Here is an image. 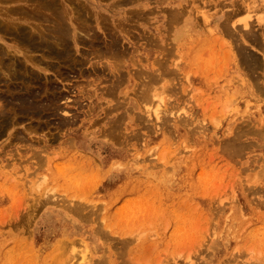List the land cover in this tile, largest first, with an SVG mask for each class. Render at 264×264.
<instances>
[{"label":"rangeland","instance_id":"1","mask_svg":"<svg viewBox=\"0 0 264 264\" xmlns=\"http://www.w3.org/2000/svg\"><path fill=\"white\" fill-rule=\"evenodd\" d=\"M161 1L162 2H158V0L139 1V3L142 4L139 5V7L142 8L144 7L143 5L146 4L147 9L150 10L151 13H148V16L145 18L136 19L134 21L133 25H135V27L134 30H131V33L133 34H130L131 36L129 35L130 39L127 37L126 39L123 38L122 43L124 42L126 47L129 42H131V45H134L133 47L130 46L131 50L127 57L129 63L135 64L136 60V67L137 64L141 67L147 66V63H149L152 67H146L143 70L144 72H149V74H151L157 69L155 63L162 58L161 56L164 47L161 46L159 49L158 43H155L159 36L157 30L160 29L163 31L167 28V23L164 21L166 18L165 13L160 9L162 4L179 3L181 1L183 3L184 1L186 11L190 10L188 12L191 13L192 18L189 20L186 12L177 24L171 26L170 34L168 37L166 36L169 38V41L167 40V44H169L167 50L170 48V44L171 46L174 44V51L171 49L169 52L171 54L167 52L168 56L166 60L168 61L163 69H160L162 72H164V70L167 71L166 67L168 66V69L171 71L169 70L165 72L164 74L166 76L163 74L164 77L158 81L159 85L156 82L150 84L152 87L154 85L156 92H154V88L152 89L151 87V91L148 92L149 96L153 99L158 95V89L159 92L162 91V93H160L161 95L157 96L159 97L157 101H160L158 104H161L162 106L157 105L158 107L156 108V106H153V104H157L156 99H150V111L152 106L154 107V110L155 108L158 110L160 109L161 112H158L162 117L163 115H166V111L170 109L169 111L171 115H174V113L176 115L171 116L170 113H167V117L163 116L162 118L166 122L169 120L171 127H169V122L167 125L166 122L161 123L159 122L160 120L155 119L153 113L152 115L144 116L147 114L141 112V108L143 107H141L142 105H139L140 103H138L137 97L135 98L134 96L133 85L127 83L126 80V83L119 87V109L117 111H111L105 119H102L101 124H97L95 129H93V133L88 137H84L83 139L79 138L81 137L79 131H76L75 133L73 130H76L78 126H80L84 121V118L91 120L95 117V113L92 117L91 115L93 111H91V114L82 115L86 110H89V101L87 102L86 99H77L80 94L76 90L78 87H75V84H81L83 81L78 80V78L72 79V77L67 81H64L69 87L73 84L74 88L72 86L70 90H67L69 87L64 88L61 86L62 90H66V93L69 94L71 99L79 100L78 104H83L81 107H78L77 105L74 107V104L71 103L70 105H65L66 108H64V110L70 112V114H78L77 121L79 123L75 122L59 129L57 128V124H50L49 126L43 125L42 127L44 128L39 131V128H26L28 125L31 127V124H29L30 121L26 120L10 129L11 133L16 132L17 129L21 130L20 132L25 136L24 140L26 142L24 140H17L10 134L1 135L2 138L0 136V239L3 240L0 247V262H6V259L11 261L12 258L28 257L26 254L32 252V249L36 250V252H41V254H46L52 252L53 249L57 250L58 248H56V246L58 244H62V248L63 244L66 242L63 246V249L64 247H67V249H64L67 252L66 255H64L65 252L63 250L55 253L53 256L54 258L50 260L49 264L54 262L53 259H55L57 255H60L61 257H63V255L65 256L60 263L59 259H61V257H57V261L55 260L57 264H62L64 262L65 264L68 263L66 257L69 258L68 260H70L71 257V251H68L69 246H75L73 249L78 254L75 258L77 256L80 258L77 257L79 260L73 258V260L75 259L74 261H77H72L71 264L83 263L81 262V258H84L87 253L88 254L85 258L88 257V259H86L85 264H94V260H97L98 256L105 254L102 256L105 258L112 254V252L108 250V248L111 249L110 247H113L111 250L114 253H119V251H121L123 255H127L126 258L128 257V259H130V261L127 259L128 264H158V262H160V264H229L228 262H230V264L231 262L234 264H264V86L262 78L264 76L261 72H258L256 75L260 74V79L259 76L258 80L255 79L256 81H253V77L249 78L248 84H246L242 83V81L233 73V58L229 55V48L232 47L231 37L222 36L218 30L211 33L210 27L203 23L201 14H199L200 11H204L207 15H210V19L215 22L219 19L220 15L218 13L216 14L218 8L213 9L208 2L205 3L206 0ZM101 3L103 8H99V10H101L100 12H102L108 19L117 18L118 20H121L122 15H125L127 9L135 8L133 5L121 6L119 8H123L121 9L122 11L118 10L119 12L114 13L106 8L109 1L101 0ZM11 5L13 4L8 3L5 6L9 7ZM193 11L195 12L193 13ZM196 17L201 19H197ZM242 17L243 16H239L238 18ZM207 29L210 30V33H208L209 30ZM136 36L139 41L135 38ZM142 37L144 38L140 39ZM213 37L216 38L213 39ZM222 40L225 43H221ZM6 41L9 42L8 39H6ZM150 42L154 43L151 44ZM156 44L157 46H154ZM186 44H190L191 46L187 47ZM222 44L225 45L222 46ZM178 45H180L182 49L189 48L190 51H198L200 55L196 62L190 64L187 59L182 57L183 55L181 54L184 52L182 49V52L180 51V56H178ZM249 48L250 47H248V49ZM262 50L263 49H259L260 53H256L257 56L261 58L264 57V52ZM250 51L252 50L250 49ZM224 54L225 56L227 54V59L229 57L228 60L231 59V61L225 60L226 57L223 56ZM173 55H175L174 58L172 57ZM142 57L144 58L141 60ZM80 58L87 60L86 56ZM132 61L135 63H132ZM91 62L95 64L103 63L105 62V59H93ZM172 62L178 63L179 68H175ZM87 66H89V63ZM135 66L134 68H136ZM225 67L227 68L225 69ZM122 69L125 71L124 68ZM175 71H177L176 73L179 75H175ZM185 75L187 77H185ZM169 76L172 81L171 79L169 80ZM136 79L133 81V83L136 84L135 89H137L138 85V79ZM174 79L178 81H175ZM184 80L187 81L191 87L188 89L187 94L185 89L189 86ZM209 81L213 82L210 83ZM177 82H179V84L174 88V85L177 84ZM234 82H237L238 84ZM258 84L263 86H261V90L256 88ZM164 87L166 89L169 88L171 91L169 89L165 90ZM152 90L154 91L152 92ZM163 92H166V94ZM171 92L173 93L172 95ZM175 92L176 95L174 94ZM128 93L129 95L130 93L132 94L128 96ZM152 93H154L155 96ZM181 96L183 100L182 102L180 99ZM167 97L169 98L170 103L167 100ZM185 97L188 99H185ZM187 100L188 102H186ZM183 102L184 104H182ZM134 103L136 105H134ZM195 103L197 104L195 105ZM134 107L137 108L134 109ZM187 107L189 110L186 109ZM131 108L133 112L138 114V116L140 115V122L129 121L128 125L134 132L137 133L139 131L142 138H139L140 136L138 135L140 133L138 132V137L129 142L130 146L127 143L121 144V146L113 144L112 141H108L101 137L102 129H105V127L107 128L109 123H113L116 120L118 113L126 112L129 109V111H131ZM203 109L206 111H203ZM151 112H153V109ZM113 114L115 117H111ZM179 114L182 116L179 117ZM169 117L172 118L170 119ZM175 117L178 119H182L183 117L185 118L183 121H186L181 122V119H177L176 122ZM147 118L149 119L147 120ZM141 119H143L144 123L146 122L145 124L150 120L148 124H150L151 127L147 125L148 128L145 129L146 127L144 126L146 125ZM154 119L157 120L156 123L160 125L159 127L158 125H155L156 123L154 122ZM178 121L183 125H179ZM104 123H107V125H104ZM159 123L162 124V127ZM197 123L198 126H196ZM247 125L248 127H246ZM190 126H194V128H191ZM48 127L54 128H51L50 131V128ZM195 128L199 133L194 131ZM208 128L209 130H206ZM234 128L236 131L233 130ZM28 129L30 131H28ZM150 129H152L151 131L154 135L150 133ZM224 129H227L226 132ZM247 129L253 130L247 131ZM146 130H148L149 133L146 132ZM188 130H190L191 133H189L190 131ZM166 131L168 132L166 133ZM224 132L225 134H223ZM248 132L249 134H247ZM53 134H56L57 136H53ZM236 136H238V141ZM135 140H137V143ZM191 141L193 143H191ZM226 141H228L227 145L225 143ZM69 144L71 145L69 146ZM182 145L186 147L185 149L189 147L188 149L191 150H186L188 152H185L184 147H181ZM227 146L228 148L226 149ZM221 147L226 149V152L224 149H221ZM220 149L222 151H220ZM43 150L45 151L43 152ZM175 150L179 153L174 152ZM45 152L48 154H45ZM160 153L162 154L159 155ZM55 154H57V156H55ZM230 154H232V156ZM75 157L83 161V163L86 164V167L95 166L97 169L99 167L97 171H100L101 173L104 168L107 169L109 167H111L114 172H118L116 167H119L122 172L133 171L131 175L135 177L139 174L140 177L131 180L125 186H122L123 180H126L123 176L111 179H109V177L102 178L98 176L100 178V183L95 184L94 179L89 178L86 183L81 185L80 183L74 184L73 180L70 182L66 181L67 173L64 172L61 167H48L47 163L46 166H44V164L41 166V162L44 163V159H49L53 161V163H63L66 158ZM145 157H148L149 159H145ZM153 158L155 159V162L153 161ZM134 159L138 160L133 162ZM150 159H152L151 163ZM136 161L139 162L135 163ZM7 164H11V166L8 165V168H6ZM151 165L154 167L152 168ZM137 166L139 168H137ZM143 172L147 174H142ZM39 178H41L40 181ZM254 179L255 181H253ZM35 182H37V184ZM248 193L249 196L247 195ZM42 195H45L46 197ZM71 196L73 197L70 198ZM63 198L64 200L66 199V202L68 203L67 205L71 207L69 208L71 210L67 209L68 206L65 208L66 202H64ZM47 199H49V203L44 204V206L43 202ZM69 200L73 203V207L75 205L76 211H74L71 206L72 203ZM77 200L79 203H76ZM218 200L220 204L218 203ZM250 200L253 203H250ZM230 201L232 202L229 203ZM86 202L90 204L92 203V206ZM57 204L60 207L56 206ZM77 204L79 207H76ZM216 205L218 208H216ZM82 206H85L86 208H83ZM91 207L94 208L92 209ZM97 207L98 210L96 209ZM212 207L215 208L213 209ZM78 209L83 210H81L80 213V210ZM88 211H91V213L89 212L91 216L87 213ZM239 211H241V214ZM81 216H84V220H87L88 222L86 221L85 223ZM240 216H242V218ZM97 220L99 223L96 222ZM95 223L100 225H98L99 227L97 226V231H101L99 235L97 232H94L96 234L92 232L96 229ZM12 228H14L15 231ZM102 231H104V234ZM131 232H133V235L135 234V237L142 235V239H139L141 237L138 239H136L137 237L131 239L133 236ZM113 235L118 238L113 237ZM103 236L104 239L105 237H108L104 240ZM128 237L130 238L129 241ZM108 238H112V242H110L114 244L117 243V246H121V244L123 248L126 246L124 248L125 250H122V248L118 250L120 246L117 247L114 244V246H112L110 242L106 241L109 240ZM115 239L119 241V243L121 240H124L126 244H124L123 241L119 244L118 242H115ZM59 240L60 242L63 240V243H60ZM131 240L133 241L132 243ZM135 240L137 242H135ZM79 241H81V243ZM67 243L70 244L68 245ZM81 244L85 245L83 246ZM85 248H87V251ZM114 248L115 250H113ZM79 252L84 253L85 255L82 254L81 257ZM122 259V264H126L127 262H124L126 261L125 258L122 257L121 260ZM132 259H134L135 262ZM140 259H143L142 262ZM106 263L103 262V264Z\"/></svg>","mask_w":264,"mask_h":264},{"label":"bare ground","instance_id":"2","mask_svg":"<svg viewBox=\"0 0 264 264\" xmlns=\"http://www.w3.org/2000/svg\"><path fill=\"white\" fill-rule=\"evenodd\" d=\"M105 1H109V3L106 6L107 10H111L114 13L122 11L121 9H123V8H121V9L119 8L121 6L133 5L135 8L134 9H127V11H125L126 12L125 15L124 14L122 15L121 20H118L117 18H115V19L109 18L108 19L106 16L103 15L102 12H100L101 10H99V8H103L101 6L102 5L101 0H21V1H19V0H0V136L4 135V134H7V135L10 134L17 140H24L25 136L22 135L23 133L20 132L21 130L17 129L16 132L11 133L10 129L16 125L21 124V122L26 121V120L30 121L29 124H31V127H29V125L27 124L28 126H26V128H30V129H32L33 127L39 128V131L42 128H44V127H42L43 125L49 126L50 124H57V128L59 129L63 126L65 127L69 124H72L75 122L77 123L78 122L77 118L79 115L76 113L70 114V112L64 110V108H66L65 105H70L71 103L74 104L73 105L74 107H75V105H77L78 107L83 106V104H78L79 100L71 99L69 94L66 93L67 92L66 90L65 91H64V89L62 90L61 86H63L64 88L69 87L67 84L64 83V81H67L71 77H72V79L78 78V80L83 81V83H81V84L80 83L75 84L76 85L75 87H78L76 90L80 94V96L77 97V99H86L87 102L89 101V110H86V112L82 113V115L91 114V111H93V113L91 115V117H92L93 114L95 113V117H93L91 120H87L86 118H84V121L80 124V126H78V128L76 130H73L75 133H76V131H79L80 136H81L79 138L83 139L84 137H88L91 133H93V129H95L97 124H101L102 119H105L111 111H117L119 109V107H120L119 106V104H120V102H119L120 101V99H119V87H120V85L123 86L126 83V80H127V83H131L133 85L134 96H135V98L137 97L138 103H140L139 105H142L141 107H143V108H141V110H142L141 112H143L144 114H147L144 116L152 115V113H153V116L155 117V119L160 120L159 122H161V123L166 122L163 120L162 117L163 116L165 117L167 115V113L169 114L170 109L166 108V109H169L168 110L169 112L165 110L167 113L165 112L166 115H163L162 117L159 115L160 113L158 112V111L161 112V110L156 109L158 106L161 105V104H158V102H160V101H157V99H159V97H157V96L158 95L160 96L161 95L160 93H162V91L159 92V89H158V95H156V98H153L154 100L156 99V101H157L156 105L153 104L155 101L152 103L153 106H156L155 110H154V107L151 105L153 112H151L152 109L150 111L149 105L151 103L150 99H152V97L149 96L148 92L151 91V88L152 89L154 88V85L152 87V85L150 86V84H152V82L158 83V81L160 79H162V77H164L163 74L170 70V69H168V66H167L166 67L167 71H165V70H164V72L161 71V69H163L164 65H166V62L168 61V60H166L167 56H168L167 54L170 52L171 49H173V46H174V44H173V46H171V44H170V48H168V50H167V47H169V44H167V40L169 41V38H167V37L170 34L171 26L177 24L179 22V20L182 19L183 15L186 14V12L188 14L187 17L190 20L192 18L191 13L188 12L190 10L186 11V9L184 7L185 6L184 1H183V3L181 1L179 3L176 2V3H163L162 4V7L160 9L162 10V12L164 11V13H165L166 18L164 19V21L167 23V25H166L167 28H165V30H163V31L160 29L157 30V34H159V36H158L157 42H155V43H158L159 49L161 46L162 47L164 46L162 56L160 55L162 58H160V60H157V62L155 63L156 64L155 66H157V69L154 70V72H152L151 74H149V72L146 73L143 70L146 67H149V68L152 67L149 63H147L148 64L147 66H141V67L139 66V64H137V67L135 66V64L137 63L136 60H135L136 63L134 61H132V63L134 62L135 64L129 63V60H127V57H128L130 50H131L130 46L133 47L134 45L133 44L131 45V42H129V44L126 47L125 46L126 44L124 45V42L122 43V40H123V38L126 39V37L130 39V36H131L130 34H133V33H131V30L132 29L134 30V27H135V25H133L134 21L136 19H141V18L147 17L148 13L150 14L151 11L147 9L146 4H144L143 5L144 7H142V8L139 7V5H142L141 3H139L140 0H105ZM196 1H194V2H196ZM200 1H198V2H200ZM158 2H162V1L158 0ZM207 2L211 5V7L213 9L218 8L216 14L217 13L220 14L219 19L217 21L213 22L210 19V15H207L204 11H200L199 14H201V18L203 20V23L210 27L211 33L215 32V30H218V32H220V34L222 36H226V37L230 36L231 37L232 47L229 48L230 49L229 55H231L230 57L233 58V63H234L233 64L234 69L232 70L233 73L239 78V80L242 81V83H246V84H248L249 78L253 77L254 78L253 81L258 80V76L260 75V74L256 75V73H258V72L259 73L261 72L262 75L264 76V57L261 58V57L257 56V54L260 53L259 49H263L262 51L264 52V0H208V1L206 0L205 3H207ZM8 3L13 4V5L6 7L5 5ZM200 3H202V2H200ZM200 5H203V4H200ZM154 12H155V10H154ZM194 12L195 11H193V13ZM199 14H197V15H199ZM197 15H195V16H197ZM239 16H243V17L238 18ZM201 18H197V19H201ZM124 23H126V24H124ZM204 24H202V25H204ZM207 30H209V29H207ZM1 33H2V35H1ZM139 33H141V32H139ZM208 33H210V30L208 31ZM190 35H188V36H190ZM149 37H150V34H149ZM135 38H137V36ZM143 38L144 37H142L140 39H143ZM214 38H216V37H213V39ZM6 39H8L9 42H7ZM223 39H224V37H223ZM149 40H150V38H149ZM138 41H139V39H138ZM222 41H221V43H225L224 41L223 42ZM150 43L153 44L154 42L153 43L150 42ZM162 44H164V45H162ZM223 45H225V44H222V46ZM154 46H157V44ZM186 46L190 47L191 45L186 44ZM248 47H250V48L248 49ZM181 49H182V47L180 45H178V47H177V52H178L177 55L178 56H180ZM250 49L254 53L252 51H250ZM183 50H184V52L181 55H183L182 57L187 59L190 64L196 62V60L198 59V57L200 55L198 53V51H196V50L194 52L190 51L189 48H187V49L183 48L182 51ZM161 51H162V48H161ZM173 51H174V49H173ZM169 54H171V53H169ZM81 55L86 56L87 60L80 58V57H82ZM203 55H204V53H203ZM174 56L175 55H173L172 57L174 58ZM223 56L226 57L228 55L226 54V56H225V54H224ZM260 56H261V54H260ZM103 58L105 59V62H103V63L95 64V63L91 62V60H93V59H103ZM143 58L144 57H142L141 60ZM228 59H229V57H228ZM228 59L226 57L225 60L231 61V59L230 60H228ZM88 63H89V66H87ZM134 66L136 68H134ZM173 66L175 68H179L178 63H173ZM226 66H227V64H226ZM131 67H133V68H131ZM122 68H124L125 71H123ZM226 68L227 67H225V69ZM176 72L177 71H175V75L178 74ZM125 73H127V74H125ZM193 75H195V74H193ZM167 77H168V73H167ZM185 77H187V76L185 75ZM136 78L138 79V85H137L138 90L135 89L136 84L133 83V81ZM177 78H179V77H177ZM177 78H175V79H177ZM262 78H263V86H264V77H262ZM170 79H171V77L169 78V80ZM259 79H260V76H259ZM180 80H181V78H180ZM171 81H172V79H171ZM175 81H178V80H175ZM228 81H231V80H228ZM184 82H187V81L184 80ZM209 82L212 83L213 81H209ZM160 83H161V81H160ZM234 83H237V82H234ZM253 83H255V82H253ZM178 84H179V82H177V84L174 85V88ZM187 84H188V82H187ZM158 85H159V83H158ZM223 85H221V86H223ZM72 86H73V84H71V87ZM188 86H189V84H188ZM261 86L262 85L258 84L256 86V88L258 90H261ZM71 87H69L67 90H70ZM148 87L150 90L148 89ZM168 87H170V86H168ZM253 87H254V85H253ZM73 88H74V86H73ZM189 88H191V87L189 86V87H187V89H185L186 94L188 93ZM212 88H213V86H212ZM167 89H169V88H167ZM167 89L165 88V90H167ZM154 90H152V92L153 91L156 92V88H154ZM165 90H163V91H165ZM169 90H168V92H169ZM172 90H173V88H172ZM177 92H179V91H177ZM193 92H194V89H193ZM199 92H201V91H199ZM163 93L166 94V92H163ZM131 94L132 93H130V95ZM152 94H154V93H152ZM169 94H170V92H169ZM172 94L173 93L171 92V95ZM174 94L176 95V92ZM130 95L128 93V96H130ZM154 96H155V94H154ZM189 96H190V94H189ZM176 97H180V96H176ZM167 98H165V99H167ZM180 99L182 102L183 101L182 96ZM183 99H184V97H183ZM185 99H188V98L185 97ZM189 99H190V97H189ZM167 100L170 103L169 98ZM191 101H190V103H191ZM233 101H235V100H233ZM143 102L146 104H144ZM186 102H188V100ZM176 104H178V103H176ZM182 104H184V102ZM196 104L197 103H195V105ZM134 105H136V104L134 103ZM146 105L148 106V108ZM195 105H193V106H195ZM170 107H171V105H170ZM135 108H137V107H134V109ZM186 109H188V107ZM129 110H127L126 112L120 113V114L118 113L116 120L113 123H109L107 128L105 127V129L104 128L102 129L101 137L105 138L108 141L109 140L112 141L113 144L121 145V144L127 143L130 146L129 142L133 141L135 138L140 136L141 133L138 131L140 134L137 132L139 134L137 136V133L134 132L132 130V128L128 125L129 121L140 122V115L138 116V114L136 112H133L132 108H131V111H129ZM203 111H206V110L203 109ZM150 112H151V114H150ZM177 114H178V112H177ZM170 115H171V113H170ZM174 115H176V114L174 113ZM181 116L179 114V117H181ZM111 117H115L114 114L111 115ZM148 119L149 118H147V120ZM155 119H154V122L156 123L157 120H155ZM177 119L178 118L175 119L176 122H177ZM179 119H181V118H179ZM183 119H185V118L182 117L181 122L183 121ZM141 120L143 122V119H141ZM184 121H186V120H184ZM189 121H190V119H189ZM149 122H150V120H149ZM168 122H169V120L166 122V124ZM148 123L145 124L146 126L143 125L144 127H146L145 129L148 128L147 125L150 126V124H148ZM161 123H159V124H161ZM178 123H179V125H183L179 121H178ZM140 124H142V123H140ZM200 124H202V123H200ZM104 125H107V123H104ZM155 125H158V124L156 123ZM167 125H165V126H167ZM170 125H171V123L169 124V127H171ZM193 125H194V123H193ZM202 125H204V124H202ZM52 126H54V125H52ZM159 126L160 125H158V127ZM194 126H190V127L194 128ZM196 126H198V123L196 124ZM144 127H142V128H144ZM161 127H162V124H161ZM246 127H248V125ZM48 128H50L49 130L51 131V128L53 129L54 127H48ZM48 128H47V132H48ZM185 128H187V127H185ZM196 128L194 130L195 132H197ZM240 129H241V127H240ZM140 130H142V129H140ZM148 130H146V132H148ZM151 130L152 129H150V131ZM171 130H173V129H171ZM206 130H209V128ZM226 130H225V132H226ZM233 130H235V128ZM248 130L249 129H247V131ZM252 130H249V131H252ZM28 131H30V130L28 129ZM136 131H137V129H136ZM188 131H190V130H188ZM235 131H234V133H235ZM31 132H33V131H31ZM167 132L168 131H166V133ZM225 132L223 134H225ZM75 133H74V135H75ZM150 133L153 134L152 131ZM189 133H191V131ZM197 133H199V132H197ZM47 134H49V133H47ZM247 134H249V132ZM258 134H259V131H258ZM55 135L53 134V136H55ZM202 135H205V134H202ZM48 136H50V135H48ZM170 137H172V136H170ZM1 138H2V136H1ZM47 138H49V137H47ZM139 138H142V137L140 136ZM190 138H191V134H190ZM237 138H238V136H236V139ZM241 138H242V136H241ZM49 139H51V138H49ZM32 140H33V138H32ZM172 140H174V139H172ZM135 141L137 143V140H135ZM138 141H141V140H138ZM237 141H238V139H237ZM27 142H29V141H27ZM71 142H73V141H71ZM142 142H143V140H142ZM189 142H190V140H189ZM227 142L228 141L225 142L226 145H227ZM231 142H234V141H231ZM191 143H193V142L191 141ZM215 143H213V144H215ZM10 144H12V143H10ZM71 144H69V146ZM139 145H141V144H139ZM221 145H223V144H221ZM229 145H230V142H229ZM248 146H249V144H248ZM171 147H173V146H171ZM181 147L182 148L184 147V149L186 148L183 145ZM192 147H194V146H192ZM72 148H73V146H72ZM188 148L185 150L183 149V150L185 152H188L191 150ZM227 148H228V146L226 147V149ZM233 148H234V146H233ZM221 149H224V148L221 147ZM221 149H220V151H222ZM226 149H224L225 152H226ZM229 149H230V147H229ZM238 149H241V148H238ZM152 150H154V149H152ZM186 150H188V151H186ZM234 150H236V149H234ZM44 151L45 150H43V152ZM178 151H180V150H178ZM232 151H233V149H232ZM241 151H244V150H241ZM40 152H42V151H40ZM165 152H164V154H165ZM174 152L179 153L176 150ZM218 153H220V152H218ZM230 153H232V152H230ZM45 154H48V153L45 152ZM161 154L162 153H160L159 155H161ZM230 155L232 156V154H230ZM55 156H57V154H55ZM151 156H153V155H151ZM226 156H227V153H226ZM14 157H15V155H14ZM38 158H41V157H38ZM146 158H148V157H145V159ZM138 159H140V158H138ZM138 159H134L133 162L135 160H138ZM159 159H160V156H159ZM227 159H230V158H227ZM36 160H37V157H36ZM154 160L155 159L153 158V161ZM43 161H44V163L41 162V164H42L41 166H43V164H44V166H46V163H47L48 167H56V166L61 167L64 170V172L67 173L66 174V181L70 182L73 180L74 184L80 183L81 185H83L84 183L87 182V180L89 178L94 179V183L97 184V183H100L99 177H102V178L109 177V179H111V178L123 176V177H125L126 180L125 181L123 180L122 186H125L131 180L140 177L139 174L136 175L135 177L133 175H131L133 171L132 172L131 171L130 172H122L119 167H116L118 169V172L117 171L114 172V170L111 167H109L107 169L104 168L103 172L101 173L100 171H97L99 169V167H98V169L95 166L86 167V164L83 163V161H81L77 157L66 158L63 163L62 162L53 163V161H51L49 159H46V160L44 159ZM151 161H152V159H150V163H151ZM101 162H102V160H101ZM138 162L136 161L135 163H138ZM150 163H149V165H150ZM160 163H159V167H160ZM8 165L11 166V164H7L6 168H8ZM34 165H35V163H34ZM37 167H38V165H37ZM112 167H114V166H112ZM153 167L154 166H152V168ZM161 167H162V164H161ZM247 167H248V164H247ZM39 168H40V166H39ZM137 168H139V167L137 166ZM262 169H263V167H262ZM142 174H147V173L143 172ZM13 177H14V175H13ZM40 179L41 178H39V181H40ZM9 180H11V179H9ZM138 180H140V179H138ZM44 181H45V179H44ZM253 181H255V179ZM35 183L37 184V182H35ZM25 185L27 186L26 183H25ZM252 185H254V184H252ZM36 191H37V188H36ZM44 191H45V189H44ZM44 194H46V193H44ZM47 195H49V194H47ZM82 195H83V193H82ZM82 195H80V196H82ZM247 195L249 196V193ZM42 196H45V195H42ZM72 197L73 196H71L70 198H72ZM47 198H49V197H47ZM64 198H63V200H64ZM48 201H49V199H47L45 202H43V205L46 203H49ZM69 201L71 202V200H69ZM64 202H66V199L64 200ZM64 202H63V204H64ZM77 202H78V200L76 201V203ZM231 202L232 201H230L229 203H231ZM96 203H98V202H96ZM101 203H103V202H101ZM218 203H219V200H218ZM218 203H217V205H218ZM250 203H253V202L251 201ZM39 204H40V202H39ZM67 204L68 203L66 202V206L64 205L65 208L68 206ZM87 204H90V203H87ZM43 205H42V207H43ZM80 205H83V204H80ZM90 205L92 206V203ZM90 205H89V208H90ZM217 205H216V208L219 207V205H218V207H217ZM56 206L60 207L58 204ZM71 206L73 207V203ZM76 207H79L78 204ZM82 207H80V208H82ZM86 207H88V206H86ZM69 208H71V207L68 206L67 209L71 210ZM89 208H88V210H89ZM91 208L93 209L94 207H91ZM73 209H74V211H76L75 205H74ZM96 209L98 210V207ZM219 209H220V207H219ZM78 210H80V209H78ZM81 210H83V209H81ZM81 210L79 211L80 213H81ZM89 212L91 213V211H88L87 213L90 214ZM215 212H216V209H215ZM239 212L241 214V211H239ZM80 213H79V215H80ZM136 215H138V214H136ZM86 216H88V215H86ZM89 216H91V214ZM81 217H83V220H84L85 217L84 216H81ZM240 217L242 218V216H240ZM87 219H88V217H87ZM84 221L86 223L87 220H84ZM131 221H133V220H131ZM94 222H95V220H94ZM96 222H98V220ZM124 222H126V221H124ZM92 223H93V221H92ZM206 223H207V221H206ZM122 224H123V222H122ZM98 225L99 224H96V226H95L96 229L92 232L93 233L97 232V234L99 235V233L101 231H99V232L97 231ZM124 225H125V223H124ZM11 227H13V226H11ZM26 227H28V226H26ZM14 228H12V229L14 230ZM111 228H112V225H111ZM128 228H129V226H128ZM106 230H107V228H106ZM142 232H144V231H142ZM102 233L104 234V231H102ZM138 233H139V231H138ZM94 234H96V233H94ZM131 234L133 235V232H131ZM106 235H107V233H106ZM134 235L132 236L131 239H135L137 237V236L135 237ZM100 236H99V238H100ZM141 236H139V237H141ZM107 237H105V239ZM113 237H115V236L113 235ZM139 237H137L136 239H138ZM142 237L139 239L141 240ZM112 238H108L109 240H106V241L112 242ZM103 239H104V236H103ZM129 240H130V238L128 239V241ZM30 241H31V239H30ZM76 241H78V240H76ZM122 241L124 242V244H126L124 240H121V242ZM25 242H27V241H25ZM59 242H60V240H59ZM61 242L63 243V240H61ZM79 242L81 243V241H79ZM115 242L119 243V241H117V240ZM121 242L119 244H121ZM132 242L133 241L131 240V243ZM135 242H137V241L135 240ZM2 243H3V240L0 239V247H1ZM45 243H46V241H45ZM5 244H6V242H5ZM64 244H63V246H64ZM111 244H112V246H114V245L117 246V243L116 244L111 243ZM127 244H128V242H127ZM61 245L62 244H60V245L58 244L56 246V248H58L57 250L53 249L52 252H48L46 254H44V253L41 254V252H36V250L32 249V252L26 254L28 257L24 256L25 258H15V259L12 258L11 261L9 259H6V262L1 261L0 264H49L50 260H52V258H54L53 256L55 253L61 252L63 250L65 252L64 255H66L67 252L64 249L65 248L67 249V247H64V249H63V246L61 248ZM81 245H83V244H81ZM129 245H127V246H129ZM119 246H117V247H119ZM74 247L75 246H73V247L69 246L68 247L69 248L68 251H71V255H70L71 257H70V260H68L69 258L66 257L67 261H68V263H66V264H71L72 261L76 262L77 260L76 261H74V260L79 258V256H77L78 258L77 257L75 258V256L78 254L74 251V249H73ZM110 248L112 249L113 247H110ZM115 248L113 250H115ZM121 248H122V250H125L122 247V244L118 248V250ZM85 249L87 251V248H85ZM111 249L108 248V250H110L112 252V254H110L109 256H106L105 258L102 257L105 254L98 256V259L94 260V264H103V262H105V263L107 262L106 264H120V263L122 264V262H123V259L121 260L122 257L125 258V260H126L124 262H127L128 260L130 261V259H128V257L126 258L127 255L126 256L123 255L121 253V251H119V253L118 252L114 253ZM83 250H84V248H83ZM143 250H145V249H143ZM86 251H84V252H86ZM64 252H62V253H64ZM210 253H212V252H210ZM80 254H81V257H82V254L85 255L84 253H80ZM148 254H150V253H148ZM64 255H63V257H65ZM86 255H85V257H86ZM144 255H146V254H144ZM59 256L57 255V257H59ZM57 257H55V259H53L54 262L57 261V259H56ZM63 257H61V259H59V263ZM99 257H102V258H99ZM73 258H75V259L73 260ZM84 258H81V262H83V263H80V264H85L86 259H88V257L85 259ZM142 258H144V257H142ZM132 260L134 261V259H132ZM140 260L142 262L143 259H140ZM236 262H238V261H236ZM78 263H79V261H78ZM228 263L230 264V262H228ZM54 264H57V262ZM62 264H65V262ZM88 264H90V263H88ZM126 264H128V262ZM129 264H131V263H129ZM134 264H137V263H134ZM158 264H160V262H158ZM231 264H234V263L231 262Z\"/></svg>","mask_w":264,"mask_h":264}]
</instances>
